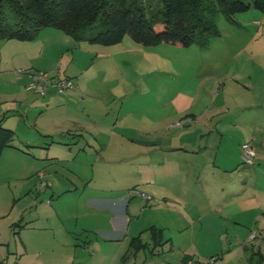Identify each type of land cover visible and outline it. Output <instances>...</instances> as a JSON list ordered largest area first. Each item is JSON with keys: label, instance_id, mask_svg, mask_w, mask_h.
<instances>
[{"label": "rangeland", "instance_id": "1", "mask_svg": "<svg viewBox=\"0 0 264 264\" xmlns=\"http://www.w3.org/2000/svg\"><path fill=\"white\" fill-rule=\"evenodd\" d=\"M216 25L219 35L205 47L146 46L126 35L116 45L84 42L74 61L50 40L58 74L55 68L31 70L73 79L84 71L86 123L102 124L106 137L100 144L92 133L70 135L63 146L35 150L40 182L33 196L42 199L28 210L38 213L35 223L57 230V237L41 230L39 244L29 251L19 249V238L9 248L0 244V264H17L21 254L18 264H122L129 238L150 226L163 230L162 241L154 249L145 231L142 240L150 244L127 264H209L212 257L214 264H264V13H220ZM4 81L0 75V85ZM3 98L13 101L12 95ZM245 142L255 144L254 165L243 163ZM179 181H188L185 189ZM85 182L84 201L106 188L123 189L136 222L126 231L107 232L123 225V201L113 204L110 192L92 203L71 195L60 201L44 197L50 188L43 183L82 188ZM214 185L216 202L205 192ZM135 188L153 198L146 200ZM56 211L73 217L68 228L90 230L80 235L90 243H67ZM5 229L2 219L0 241Z\"/></svg>", "mask_w": 264, "mask_h": 264}, {"label": "crops", "instance_id": "2", "mask_svg": "<svg viewBox=\"0 0 264 264\" xmlns=\"http://www.w3.org/2000/svg\"><path fill=\"white\" fill-rule=\"evenodd\" d=\"M44 30L47 29H43L39 36L32 41H23L18 39L0 40V75L5 77L4 83L0 85V95H12L13 98V101L11 102L4 98L3 100H0V120L3 121L5 126L13 129L16 133L12 145L4 149L0 158V220L3 219L7 222L8 228V231L5 229L4 236L2 237L3 239L0 241V244L1 246L9 248L11 245V239L15 240L16 238H19L20 244L18 246L21 251H29L31 250V246L39 244L37 233L41 230H53L56 233L55 239L57 237V230L51 228V226L38 225L40 221L35 223V220L39 219L38 213L33 214L28 210L29 206L37 204L39 197L42 199V196H33L34 186L40 182H36L35 179L36 174L39 171L38 163L36 164L33 161V157H35L34 155L36 153L35 150L40 148L51 149L53 146H56V144L63 146L67 144V139L70 135H73L74 137L77 136L78 138L81 137L80 139H82L86 137V135L92 133L96 139H99L94 142L100 144L103 142L102 139L106 137L105 132H102L104 129L102 124L94 122L91 125L86 123L88 119L84 116V100L86 98L84 96V91L86 90L84 88V71L81 72L78 79H74L76 82L75 89L60 92L55 85H52L49 87L45 95H41L38 91L27 89V84L30 81L29 73L38 71L31 70L32 67L36 66L44 69L55 68L57 55L53 56L55 54L51 53L50 46L48 45L51 39H53L55 43H59L61 47L60 51H68V55L72 56L71 59L73 61L75 60L77 52L84 49V42L76 41L72 36L64 33L63 31L64 35ZM52 46L53 45H51V47ZM65 57L66 54L61 56L62 61H65ZM20 67L26 68L22 70ZM55 69V73L58 74L59 68ZM38 110V115L34 116V111ZM90 127H96L97 129H94L92 130L94 132H91L88 130ZM56 137L60 140H56ZM248 143H250L256 151L255 144L252 142ZM46 155H50V153L46 152ZM256 157L257 151L254 157V163H243H246L247 165H254ZM42 178L43 175L39 174V179H41V181ZM187 183L188 181H179L182 190L185 189ZM87 185L88 182H85L82 188H80L77 184L72 188L71 185H54V183L50 185V183H48V187L50 189L45 191L44 197H51V199H54V197L57 196V201H60L63 196L71 195L84 201V194ZM196 186L198 187L197 184ZM200 186L201 184L199 183V187ZM214 187L215 185L210 186V188L205 190V192L207 190L209 192V200H212L215 197ZM106 189L103 190L104 192L100 191V195L87 196L84 202L92 203L94 200L99 201L103 194H107L109 192L114 194L112 195L114 198L111 199L113 204L123 201L121 209L123 225L117 229L115 228L114 230L107 231L110 235H114L119 233L123 227H125L124 231L128 230L131 224L136 222L137 217L132 211H129L130 202H125L126 195L124 194L123 189ZM134 190L138 192L141 191L142 194L147 196V198H145L146 200L153 198L147 194L149 193L147 190L143 191L139 188H135ZM29 198L30 201H28ZM213 201L216 202L217 200L213 199ZM55 213L62 221L63 229L61 228V231L68 237L67 243H72V241L74 242V239L81 240L83 246L86 245V243H90V241H86L87 239L84 240L80 238V235H84L85 237L89 236L90 230L84 226L79 227L77 225L76 227L80 230L74 231L72 228H68L69 226L67 224L70 223L73 217L69 214L64 215L60 211H56ZM124 222L126 223V226ZM15 224L17 226H15ZM150 227H147L140 232H135L129 238V246L133 237L142 233L143 238L144 232H149ZM99 232V230L94 232L96 233V240L99 239ZM145 242L148 243V245L150 244L147 241ZM152 242L153 241L151 239V243ZM75 245L79 246L80 244L75 242ZM138 253H136V255H138ZM21 259L22 254L20 257H17V264L21 261ZM261 259L264 260L263 256H261ZM122 264H127V262H122Z\"/></svg>", "mask_w": 264, "mask_h": 264}, {"label": "trees", "instance_id": "3", "mask_svg": "<svg viewBox=\"0 0 264 264\" xmlns=\"http://www.w3.org/2000/svg\"><path fill=\"white\" fill-rule=\"evenodd\" d=\"M156 1L158 4L151 0H0V40L32 41L44 28L52 27L90 44L114 45L129 35L146 46L197 43L205 47L219 35L216 18L220 13L228 17L251 9L264 13V0ZM15 135L0 120V158ZM149 231L155 249L163 230L151 226ZM147 247L142 233L133 237L122 262Z\"/></svg>", "mask_w": 264, "mask_h": 264}, {"label": "built area", "instance_id": "4", "mask_svg": "<svg viewBox=\"0 0 264 264\" xmlns=\"http://www.w3.org/2000/svg\"><path fill=\"white\" fill-rule=\"evenodd\" d=\"M23 70V69H22ZM30 81L27 84V89L38 91L41 95H45L50 86L55 85L60 92H65L69 89L76 88V82L71 77H56L51 76L48 72L34 71L29 73ZM243 150V159L246 163H254V157L256 155L255 149L253 146L245 142L242 144ZM43 185L48 186L47 183ZM147 198V196H146ZM256 232L250 234V238L253 239L256 237ZM215 258H211L209 264H214Z\"/></svg>", "mask_w": 264, "mask_h": 264}]
</instances>
